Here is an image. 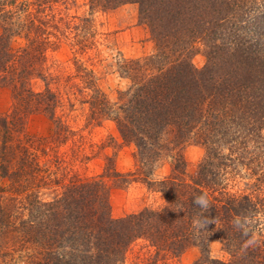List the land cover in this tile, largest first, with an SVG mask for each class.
I'll use <instances>...</instances> for the list:
<instances>
[{
	"label": "trees",
	"instance_id": "16d2710c",
	"mask_svg": "<svg viewBox=\"0 0 264 264\" xmlns=\"http://www.w3.org/2000/svg\"><path fill=\"white\" fill-rule=\"evenodd\" d=\"M68 1L0 0V88L12 100L0 116V264H124L137 239L163 256L196 247L192 264H264V0H88L71 26ZM125 4L137 6L155 53L117 63L130 85L115 102L80 61H73L79 83L69 87L77 86L89 123L110 121L122 143L134 146L136 172L166 203L114 219L102 178L78 179L62 158L49 159L47 149L66 144L74 131L60 115L70 79L47 74L46 65L66 30L83 54L95 36L94 15ZM17 40L23 45L14 48ZM198 46L206 59L200 70L191 64ZM36 114L50 121L51 135L13 144ZM191 143L204 156L187 177L183 149ZM164 157L170 175L152 180ZM242 169L254 178L250 193L231 190ZM202 193L210 201L203 212L193 204ZM197 217L212 223L197 228ZM237 217L247 236L234 226ZM253 236L258 243L243 248ZM212 242L228 261L210 257Z\"/></svg>",
	"mask_w": 264,
	"mask_h": 264
},
{
	"label": "rangeland",
	"instance_id": "374dc122",
	"mask_svg": "<svg viewBox=\"0 0 264 264\" xmlns=\"http://www.w3.org/2000/svg\"><path fill=\"white\" fill-rule=\"evenodd\" d=\"M88 0H70L68 12L71 23H78L73 17L79 18L87 13ZM75 18V19H76ZM95 36L92 46L85 53H77L73 32L66 30V39L61 40L59 47L47 55V74L57 76L60 80L70 79L65 86V94L61 98L63 108H60L62 119L68 124L74 135L66 144L53 145L47 149L49 159L59 156L64 160L65 167L70 176L78 179H98L105 183L109 190L110 214L112 218L119 219L130 214L138 213L142 209H158L163 201L159 199V193L154 187H149L143 182L134 160L135 148L133 145L123 144L113 123L103 121L99 126L88 122L87 107L80 105L82 100L77 92V86L70 85L79 83L74 77L75 68L73 61H80L87 68L94 71L98 88L115 102L119 91L129 88L128 79L121 77L118 71V62L124 60H137L148 57L155 53V44L151 39L147 27L138 22L137 6L125 4L119 8L94 15ZM23 45L22 42L13 43L14 48ZM199 51L192 56V66L200 70L204 67L206 59ZM71 77H73L71 79ZM62 82V81H61ZM12 105L11 94L8 89L0 88V116L10 112ZM72 106V107H71ZM72 108V110H71ZM52 133L50 121L43 115H31L26 124L23 134L13 135V144L25 143V137L29 139L48 138ZM204 156V149L200 145L191 143L183 149L185 161V173L187 177L194 175L197 165ZM47 157V156H46ZM40 157L41 160L47 159ZM111 159L110 163L105 160ZM112 168V169H108ZM108 169V170H107ZM71 171V172H70ZM118 176H114L115 174ZM171 173V160L167 157L161 159L154 171L152 180H162ZM109 174V175H108ZM248 170L242 169L234 179V192L250 193L247 180ZM130 175V176H128ZM69 177V176H68ZM126 180V183L123 182ZM69 180L66 178L63 183ZM230 184V183H229ZM59 191L58 188H56ZM43 194L52 196V188L42 190ZM161 199L164 200L161 193ZM210 257L222 261H228L229 256L225 253L220 243L209 244ZM200 257V251L196 247L188 248L179 257L168 255H156L150 244L144 239H137L128 247L124 264H192Z\"/></svg>",
	"mask_w": 264,
	"mask_h": 264
},
{
	"label": "clouds",
	"instance_id": "9594fccd",
	"mask_svg": "<svg viewBox=\"0 0 264 264\" xmlns=\"http://www.w3.org/2000/svg\"><path fill=\"white\" fill-rule=\"evenodd\" d=\"M159 195V199L161 201H163V203H165V201L163 199H161V193L158 194ZM166 204V203H165ZM193 204H195L196 206H198L202 212L203 211H207L210 208V201L208 199L207 193H202L197 195L194 199H193ZM212 223V220H208L207 218H204L203 221H201L198 217L194 220V224L197 228H205L207 224ZM234 226L238 229L243 230V234L245 236L248 235V229L245 226V223L242 222L240 217H237L234 219L233 221ZM256 243H258V238L253 236L251 238H249L248 240L245 241L243 248H248L250 246L255 245Z\"/></svg>",
	"mask_w": 264,
	"mask_h": 264
}]
</instances>
